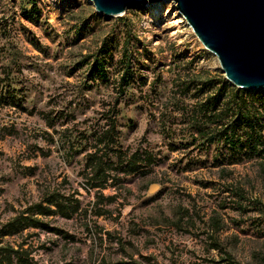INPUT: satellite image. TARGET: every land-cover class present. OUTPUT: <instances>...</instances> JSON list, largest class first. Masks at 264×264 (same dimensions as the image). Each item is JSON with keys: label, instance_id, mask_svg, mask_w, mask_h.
Wrapping results in <instances>:
<instances>
[{"label": "rangeland", "instance_id": "1", "mask_svg": "<svg viewBox=\"0 0 264 264\" xmlns=\"http://www.w3.org/2000/svg\"><path fill=\"white\" fill-rule=\"evenodd\" d=\"M222 76L172 1L105 17L89 0H0V245L37 264H264V160L229 161L227 143L193 123L209 92L195 88ZM109 116L124 164L100 190L85 162L101 148L117 164L97 142ZM134 152L138 168L125 172ZM52 193L78 211L3 235Z\"/></svg>", "mask_w": 264, "mask_h": 264}, {"label": "trees", "instance_id": "2", "mask_svg": "<svg viewBox=\"0 0 264 264\" xmlns=\"http://www.w3.org/2000/svg\"><path fill=\"white\" fill-rule=\"evenodd\" d=\"M126 25H129L125 22ZM128 39L130 34L127 35ZM128 41V40H127ZM108 49L106 42H102L98 52L99 57L94 60L97 65L96 73L101 77H105L106 58L105 52ZM124 66L126 71H122L118 80L120 81V91L128 84L127 74L132 70L130 66L131 55H124ZM94 67V66H93ZM195 96L206 93L204 101L199 102L194 112L193 123L199 133L200 138H204L208 142L222 141L227 144V153L229 161L238 162L245 157L258 158L264 160V136L262 129L264 128V92L251 93L247 90L239 89L230 86L222 76L221 78L208 79L200 83V86L195 88ZM258 105V106H256ZM112 112V111H111ZM110 117V122L107 129L102 130L98 143L103 144L107 149L112 150L117 157V164L114 165L109 159L105 158L108 153H104L101 148H96L93 152L86 154L85 168L89 169L92 180L90 185L92 188L103 189L106 186V181L109 177V169L121 167L123 162V153L117 151L114 146L116 144V121ZM138 152L131 154V159L126 162L123 169L127 171H136L138 165L135 158H139ZM144 159L148 166L154 161V157L146 154ZM231 163V162H229ZM102 196L101 192L97 193ZM44 205L42 202L33 203L26 209V213H21L14 216L6 224L3 225V235H13L19 233L27 227H44L48 228L37 215H49L55 212L61 213L64 217H70L78 211L79 201L74 199V202L67 204L57 200V194L52 193L45 196ZM55 206V209H52ZM100 214V211H97ZM217 224V222H216ZM229 264H239L229 261ZM0 264H37L29 253L23 249H15L11 245H0Z\"/></svg>", "mask_w": 264, "mask_h": 264}, {"label": "water", "instance_id": "3", "mask_svg": "<svg viewBox=\"0 0 264 264\" xmlns=\"http://www.w3.org/2000/svg\"><path fill=\"white\" fill-rule=\"evenodd\" d=\"M172 1L204 49L215 55L232 86L264 90V0H89L96 13Z\"/></svg>", "mask_w": 264, "mask_h": 264}, {"label": "bare ground", "instance_id": "4", "mask_svg": "<svg viewBox=\"0 0 264 264\" xmlns=\"http://www.w3.org/2000/svg\"><path fill=\"white\" fill-rule=\"evenodd\" d=\"M150 4L156 6L158 3H150ZM151 12H152V14H153L154 16L158 15V12H157L156 10H154V9H152Z\"/></svg>", "mask_w": 264, "mask_h": 264}]
</instances>
